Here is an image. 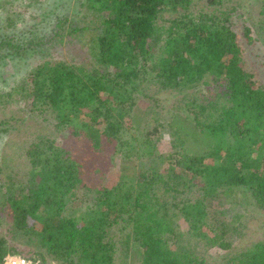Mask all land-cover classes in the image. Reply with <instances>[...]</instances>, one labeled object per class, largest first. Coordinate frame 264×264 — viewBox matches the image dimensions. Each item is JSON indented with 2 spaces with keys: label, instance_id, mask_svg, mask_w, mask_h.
Returning <instances> with one entry per match:
<instances>
[{
  "label": "trees",
  "instance_id": "16d2710c",
  "mask_svg": "<svg viewBox=\"0 0 264 264\" xmlns=\"http://www.w3.org/2000/svg\"><path fill=\"white\" fill-rule=\"evenodd\" d=\"M45 1L0 0V65L33 62L0 108L38 123L0 119V264H264V0L258 29L232 0Z\"/></svg>",
  "mask_w": 264,
  "mask_h": 264
},
{
  "label": "rangeland",
  "instance_id": "374dc122",
  "mask_svg": "<svg viewBox=\"0 0 264 264\" xmlns=\"http://www.w3.org/2000/svg\"><path fill=\"white\" fill-rule=\"evenodd\" d=\"M55 0H46L45 1V5L44 8H47L49 6V4H51V2H53ZM259 1L260 0H232L230 1V3H240L241 4V9L244 10L245 15L248 17L249 22L251 25H253L256 29H258V17L256 16V14H258L259 11ZM54 4V3H53ZM29 14V13H28ZM34 14V12H33ZM31 15V14H30ZM172 15V13H168L167 16ZM258 36V43L256 45V48L258 49V51L260 53L264 52V34L260 29V34H257ZM251 54V51L249 53V55ZM33 59V58H32ZM249 59L253 62L255 60H257V57L255 56V54H253L252 56H249ZM7 63H3L0 65V90H10L12 87H14L17 82L23 78L24 76H26L28 74V72L30 71L31 67L33 66V62L30 61V59H7L6 61ZM36 62V61H35ZM257 65V64H256ZM261 66V65H260ZM263 68H261V70L264 72V66H261ZM165 93L156 95L158 98H164ZM180 96V95H178ZM180 98V97H179ZM168 100L172 99V96H168L167 97ZM166 104V109H168L171 104H167L166 102H164ZM139 105H141L142 107H144V105H146V103L143 100L139 101ZM11 117L14 116L15 118H17V120H15V122H17V124L19 123L18 121V117H24L25 113L23 110H20V106L19 105H15V103H13L10 106H6V107H2L0 108V119L4 118V117ZM48 116V115H47ZM27 122H22L19 123L18 126L21 127V129L19 130H13L16 134V136L18 137V140H21L23 138L29 137L31 136L35 126H38V123L36 122V120H29L26 119ZM14 122V123H15ZM52 126V124L48 123V127ZM12 128V127H11ZM17 129V128H16ZM10 137V134L8 133H0V148L2 145H4L6 143V141L8 140V138ZM60 139V138H59ZM20 142V141H19ZM88 140L84 139L83 137H81L80 139H76L73 136H70L68 138L67 143H75L77 145V147L80 149V156L82 159H84L86 162H88L89 164L95 165L96 167H98L99 169L103 170L104 172H107V180L106 182H110L111 179V174L110 173V165H109V161L107 159V157L112 153V149L111 147H107L106 149H104L103 151H99L94 152L93 150H91V146H89L88 144ZM162 150H167L168 146L165 145H161ZM155 163V160H149V161H144L143 165H152ZM24 165V164H23ZM23 165L20 167L22 168ZM3 179V176L0 175V182ZM251 214L252 217H255L256 215ZM246 220H248V226L250 228L247 227V229L249 230V233L251 230L254 231V235L253 237H255L256 239L260 238L261 235H263L264 232V227L260 230L259 229L255 232L256 228L259 225V217H255V218H247ZM0 231H4V227H0ZM205 250H211V248L209 247H205ZM215 249H212V251H214ZM47 264V263H46Z\"/></svg>",
  "mask_w": 264,
  "mask_h": 264
},
{
  "label": "built area",
  "instance_id": "2783aa9c",
  "mask_svg": "<svg viewBox=\"0 0 264 264\" xmlns=\"http://www.w3.org/2000/svg\"><path fill=\"white\" fill-rule=\"evenodd\" d=\"M3 264H42V263L40 260H34L32 258L21 255L9 254L6 256Z\"/></svg>",
  "mask_w": 264,
  "mask_h": 264
}]
</instances>
